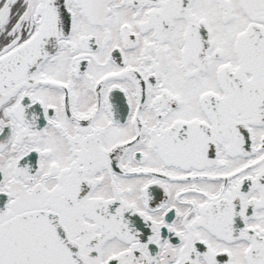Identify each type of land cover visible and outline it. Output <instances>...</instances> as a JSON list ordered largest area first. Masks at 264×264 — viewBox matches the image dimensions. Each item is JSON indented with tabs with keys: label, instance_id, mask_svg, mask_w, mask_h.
Returning a JSON list of instances; mask_svg holds the SVG:
<instances>
[{
	"label": "snow or ice",
	"instance_id": "obj_1",
	"mask_svg": "<svg viewBox=\"0 0 264 264\" xmlns=\"http://www.w3.org/2000/svg\"><path fill=\"white\" fill-rule=\"evenodd\" d=\"M0 264H264V0H0Z\"/></svg>",
	"mask_w": 264,
	"mask_h": 264
}]
</instances>
